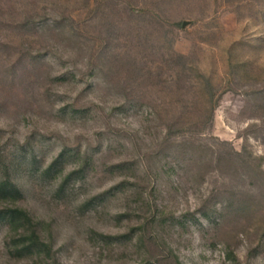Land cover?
Instances as JSON below:
<instances>
[{"label": "rangeland", "instance_id": "1", "mask_svg": "<svg viewBox=\"0 0 264 264\" xmlns=\"http://www.w3.org/2000/svg\"><path fill=\"white\" fill-rule=\"evenodd\" d=\"M0 264H264V0H0Z\"/></svg>", "mask_w": 264, "mask_h": 264}, {"label": "trees", "instance_id": "2", "mask_svg": "<svg viewBox=\"0 0 264 264\" xmlns=\"http://www.w3.org/2000/svg\"><path fill=\"white\" fill-rule=\"evenodd\" d=\"M16 214H22L24 217H28L27 216V214H26V212L25 211H23V210H21V209H15V210H13ZM28 219V218H27Z\"/></svg>", "mask_w": 264, "mask_h": 264}]
</instances>
